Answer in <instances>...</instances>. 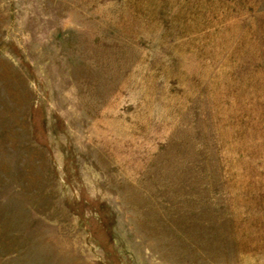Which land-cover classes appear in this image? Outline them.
I'll use <instances>...</instances> for the list:
<instances>
[{"label":"rangeland","instance_id":"1","mask_svg":"<svg viewBox=\"0 0 264 264\" xmlns=\"http://www.w3.org/2000/svg\"><path fill=\"white\" fill-rule=\"evenodd\" d=\"M0 264H264V0H0Z\"/></svg>","mask_w":264,"mask_h":264}]
</instances>
